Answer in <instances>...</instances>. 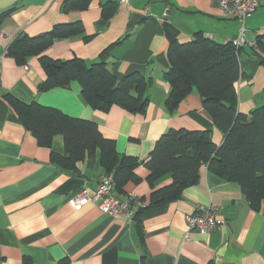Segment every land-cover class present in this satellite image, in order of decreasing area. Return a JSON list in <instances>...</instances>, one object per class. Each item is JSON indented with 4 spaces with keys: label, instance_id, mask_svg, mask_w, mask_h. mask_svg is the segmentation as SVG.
<instances>
[{
    "label": "crops",
    "instance_id": "0c3cea01",
    "mask_svg": "<svg viewBox=\"0 0 264 264\" xmlns=\"http://www.w3.org/2000/svg\"><path fill=\"white\" fill-rule=\"evenodd\" d=\"M64 1L0 0V13L11 11L0 25V264H264V206L251 207L239 185L221 180L205 166L197 184L178 199L148 208L131 222L125 214L103 213L95 202L75 209L79 189L93 191L105 173L97 157L79 161L78 174L61 170L50 160L51 150L64 154L61 137L54 138L51 148L38 145L2 95L91 120L114 140L121 155L140 160L148 158L169 129L210 128L219 145L223 134L197 91L173 113L165 108L167 47L174 40L190 41L196 33L219 43L241 34L254 42L264 35V1L243 24L225 15L217 0H89L86 8L70 11L62 9ZM75 20L83 35L55 39L46 54L61 60L76 56L91 64L110 46L108 68L118 79L134 71L151 78L145 113L119 106L93 109L83 101L77 81L38 91L45 74L37 57L28 58L24 68L5 54L20 34L36 36L56 23ZM240 47L237 110L247 113L264 104V68L249 44ZM135 173L140 181L127 182L124 194L144 196L148 202V170L140 165ZM165 178L156 186L170 183ZM208 204L217 207L224 224L208 234L190 231L187 215Z\"/></svg>",
    "mask_w": 264,
    "mask_h": 264
},
{
    "label": "trees",
    "instance_id": "16d2710c",
    "mask_svg": "<svg viewBox=\"0 0 264 264\" xmlns=\"http://www.w3.org/2000/svg\"><path fill=\"white\" fill-rule=\"evenodd\" d=\"M88 1L65 0L62 9H84ZM10 12L0 13V25ZM76 35H83L79 20L56 23L50 30L36 36H16L5 54L20 64L37 57L45 74L37 84L38 91L66 88L71 81H77L83 101L93 109L108 111L112 106H119L134 114L145 113L151 78L134 71L118 79L108 68L110 46L91 64L76 56L61 60L46 54L55 39ZM240 50L241 47H235L231 42L219 43L201 33H196L190 41L169 43V65L163 73L170 86L164 100L165 108L173 113L189 93L197 91L213 125L221 130L223 139L216 145L210 128L169 129L155 141L144 160L121 155L114 140L103 136L91 120L70 116L58 108L35 101L23 102L7 92L2 95L38 145L51 148L54 138L61 137L64 154L50 152V160L55 165L65 172L78 174L79 161L97 157L104 174L112 175V192L120 200L126 195L124 186L127 182L140 181L135 169L144 165L148 170L145 179L151 191L148 202L144 196H138L145 205L132 213V221L139 219L148 208L178 199L185 188L197 184L203 166L221 180L239 185L251 207L258 209L264 206V104L247 113L237 110L235 83L241 75ZM250 50L258 55L264 68V35L255 38ZM164 178H171L170 183L156 186ZM129 203L133 204V201Z\"/></svg>",
    "mask_w": 264,
    "mask_h": 264
},
{
    "label": "built area",
    "instance_id": "2783aa9c",
    "mask_svg": "<svg viewBox=\"0 0 264 264\" xmlns=\"http://www.w3.org/2000/svg\"><path fill=\"white\" fill-rule=\"evenodd\" d=\"M262 1L264 0H217V3L225 15L235 18L243 24L245 19L256 11ZM227 42H231L235 47H240L243 44L250 46L254 44V42H247L242 36ZM113 188L112 175L103 174L93 191L88 192V189L84 188L83 191H79L75 195L73 199L74 208L79 210L84 204L95 202L103 213L110 216L125 214L126 218L130 220L132 213L137 207L145 205L144 202H140L138 195L134 193H127L120 200L114 196ZM129 201H133V204ZM186 220L190 231L193 230L202 234H208L224 224L223 219L218 216L217 207L212 204L197 205L193 213L187 215Z\"/></svg>",
    "mask_w": 264,
    "mask_h": 264
},
{
    "label": "rangeland",
    "instance_id": "374dc122",
    "mask_svg": "<svg viewBox=\"0 0 264 264\" xmlns=\"http://www.w3.org/2000/svg\"><path fill=\"white\" fill-rule=\"evenodd\" d=\"M240 36L244 37L243 34H241ZM240 36H239V37H240ZM243 45H244V44H243ZM22 65H23L24 68H28V65H27L26 62H25L24 64H22ZM83 190H84V187H81V188L79 189V191H83ZM79 191H78V192H79ZM78 192H77V193H78ZM74 198H75V196H74ZM105 214H106V213H105ZM127 221H128V222H131V221H132V216H131L130 220L127 219Z\"/></svg>",
    "mask_w": 264,
    "mask_h": 264
}]
</instances>
